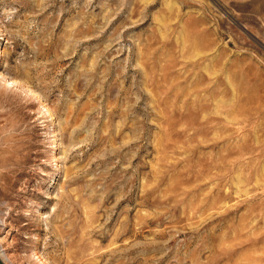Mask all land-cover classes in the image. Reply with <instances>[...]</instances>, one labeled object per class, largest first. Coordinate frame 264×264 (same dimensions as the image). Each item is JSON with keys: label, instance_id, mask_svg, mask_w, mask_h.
<instances>
[{"label": "rangeland", "instance_id": "obj_1", "mask_svg": "<svg viewBox=\"0 0 264 264\" xmlns=\"http://www.w3.org/2000/svg\"><path fill=\"white\" fill-rule=\"evenodd\" d=\"M33 251L264 264V0H0V253Z\"/></svg>", "mask_w": 264, "mask_h": 264}, {"label": "bare ground", "instance_id": "obj_2", "mask_svg": "<svg viewBox=\"0 0 264 264\" xmlns=\"http://www.w3.org/2000/svg\"><path fill=\"white\" fill-rule=\"evenodd\" d=\"M101 236V235H100ZM103 236V235H102ZM101 236V237H102ZM103 239V238H102ZM105 239V238H104ZM98 250H96L95 252H97ZM94 253V252H93ZM99 253V252H98ZM32 255H31V257H33V258H31V259H34L35 260V263H37V264H46V263H43V262H41L42 261V259L38 256V253L36 252L35 253V251H33V253H31ZM103 254L104 253H99V254H97L96 256H95V258H98V257H102L103 256ZM0 257H1V259L4 261V263L5 264H9L8 262H7V260L4 258V256H3V254H1L0 253ZM94 259V258H93ZM96 261V260H95ZM91 262H93V261H91ZM97 262V261H96Z\"/></svg>", "mask_w": 264, "mask_h": 264}, {"label": "water", "instance_id": "obj_3", "mask_svg": "<svg viewBox=\"0 0 264 264\" xmlns=\"http://www.w3.org/2000/svg\"><path fill=\"white\" fill-rule=\"evenodd\" d=\"M0 264H5L3 261H2V259L0 258Z\"/></svg>", "mask_w": 264, "mask_h": 264}]
</instances>
